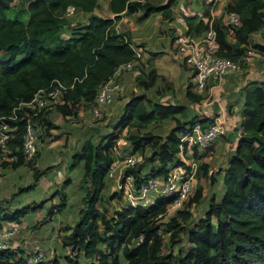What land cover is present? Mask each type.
<instances>
[{
  "label": "trees",
  "instance_id": "1",
  "mask_svg": "<svg viewBox=\"0 0 264 264\" xmlns=\"http://www.w3.org/2000/svg\"><path fill=\"white\" fill-rule=\"evenodd\" d=\"M178 2L0 0V119L15 127L5 151L14 160L2 163L4 167L15 169L26 163L33 180L38 181L53 167L40 168L35 161L41 153L40 142L60 137L52 134L60 127L58 115L71 120L82 111L93 118L90 107L99 84L111 78L122 88L127 80L132 83L128 92L119 96L122 107L107 130L103 132L99 126L107 117L105 112L96 119L93 130L77 140L67 162L70 169L81 171L73 189L81 192L82 205L73 224L64 228L68 231L60 234L62 256L55 254L36 264H264V79L254 80V87L241 90V105L235 114L234 104L228 105L230 132L221 138L229 140L227 167L211 169L209 162L201 161L205 154L197 148L181 149V137L191 126L197 122L206 125L216 118V113L198 111V105L211 98V85L197 89L194 82L188 81L183 93L185 102L173 103V85L157 72L151 60L136 57L137 47L144 46L132 41L129 21L121 24V31L116 29L125 16L140 14L146 18L162 13L170 18ZM213 2L203 0L201 13L197 10L182 15L187 33L203 36L212 23L220 56L244 66L253 48L263 61L264 42L255 35L264 37V0H225L214 17ZM68 6L84 13V21L70 26L73 18L66 15ZM230 12L241 21L232 34L222 20ZM128 62H133V67L115 77L117 68ZM124 72L128 74L126 82L121 78ZM54 80L68 86L56 103L49 101L47 108L36 115H30L33 111L27 107H19ZM29 116L37 129L38 149L28 161L23 153V134ZM171 121L166 133L156 130V126ZM121 137L130 153L141 154V160L127 168L137 184L151 177L166 178L184 165L181 151L190 161L200 159L199 171L210 184L202 215L196 219L193 215V208L206 199L202 187H197L181 208L173 210L164 230L160 215L166 214L173 198L157 197L148 206H132L124 201L122 191L116 190L114 180L108 177ZM73 181V177H67L63 181L67 190L59 187L51 197L36 204L11 208L0 201V222L20 225L30 212L45 205L40 224L52 220L69 205ZM29 189L19 188L4 202L11 203L21 191ZM53 197L58 200L50 203ZM116 197L124 202L109 210L106 204ZM160 230L169 233L167 251ZM183 237L185 249L179 246ZM67 251L81 252L83 259H74ZM24 252L19 247L0 249V264H28Z\"/></svg>",
  "mask_w": 264,
  "mask_h": 264
},
{
  "label": "built area",
  "instance_id": "2",
  "mask_svg": "<svg viewBox=\"0 0 264 264\" xmlns=\"http://www.w3.org/2000/svg\"><path fill=\"white\" fill-rule=\"evenodd\" d=\"M78 12L74 6H68L66 15L70 16ZM216 14L217 12L213 13L212 11L213 17ZM222 20L230 34L234 32L235 27L241 24L239 16L232 12L224 14ZM178 21L184 24L185 30L174 35L172 39L173 46L181 55L186 66L195 72L194 84L197 89L204 88L211 78L221 79L242 70V65L239 62L220 56L217 53V32L212 23L203 36L195 37L187 33L183 16H179ZM136 57H141L139 51H136ZM133 65V62L121 65L117 68L114 76L116 77L121 72L131 69ZM67 88L68 86L59 80H54L47 88L39 89L29 102L21 103L19 107H27L33 111L30 115H36L47 108L49 101L56 103L58 96L62 95ZM121 91L122 84L114 81L113 78L99 84V90L90 107L93 117L101 118L108 111L116 94ZM14 128L0 119V157L3 155L9 162L14 160V157L8 156L5 151L8 150V140L12 137ZM226 131V125L218 118L206 125L197 122L182 135L181 149L188 147L206 150L218 142L226 134ZM37 149L38 133L29 116L23 134L25 159L33 158ZM116 155L117 157L108 169V176L111 178L116 177L117 187L118 190L122 191L124 201L132 206H148L153 204L157 197L173 198L166 214L160 215L161 220L164 216L171 215L174 209L181 208L188 197L193 195L196 190L194 183L195 171L188 169L187 166L173 171L166 178L151 177L146 182L137 184L135 176L127 172V168L136 164L138 160L136 154L129 153L125 155L122 162L119 158L121 154ZM19 233V224L0 222V249H15L13 240ZM160 233L162 236L164 235L162 230H160ZM138 240L140 242L142 237ZM24 251V259L28 264H36L46 257L45 252L39 248H28Z\"/></svg>",
  "mask_w": 264,
  "mask_h": 264
},
{
  "label": "rangeland",
  "instance_id": "3",
  "mask_svg": "<svg viewBox=\"0 0 264 264\" xmlns=\"http://www.w3.org/2000/svg\"><path fill=\"white\" fill-rule=\"evenodd\" d=\"M215 3L214 7L216 6V8H213V13H216L219 11V9L222 8V6L225 3V0H213ZM203 0H179L178 5L176 6V8H179L178 12H181L180 15L184 14H192L193 12L197 11L196 7L198 6V10L201 13L204 10V7L202 5ZM175 8V9H176ZM177 12V11H175ZM158 13H154L151 15V17L144 23L139 25L135 30L136 32H138L141 35H148L150 34L152 31H157V34L159 35V33L162 35V37H158V39L156 41H154L153 39H147L146 41L148 43V45L151 48L154 49H158L159 48V41H162L163 43H166L168 41V37L166 35L163 34V30L166 29L167 24L169 25L170 23L172 24H176V22L174 23L173 19L170 18V20L173 21H169L166 23V26L164 23H158L154 28L152 26V22L155 24V17L159 16L156 15ZM156 15V16H155ZM72 16V21L70 22V26H73L74 24L78 23V22H83L85 19V14L80 12V13H75L70 15ZM144 20V18L142 16H135L134 19H131L129 21V28L131 27V21L134 23H136L138 20ZM126 21V20H125ZM124 21H122L123 23ZM121 23V24H122ZM80 24V23H78ZM136 32L132 31V39L135 43H138V41L135 38V34ZM230 34V33H229ZM255 39L259 40L260 42H264V37L262 34H257L255 35ZM173 43V40H172ZM249 46L251 47L252 44L250 43ZM3 55V54H2ZM5 56V54L3 55ZM172 56V55H170ZM166 57H168L166 55ZM171 58V57H169ZM182 62L179 63H184L183 60L181 59ZM183 65V64H182ZM192 79V78H191ZM257 79H264V60L261 61V56L254 52L253 48H250V50L248 51V56H247V63L246 65L242 66V70L238 73H235L233 75L222 77L221 79H217V83L220 82H224V92L222 95H220V97L216 98L218 100H213L211 102L207 100H204L201 102V105L199 106L200 111H209L213 108H216L215 106H217L216 104H218L219 102H221V97H226L225 95H228V97L230 96H236L235 95V91H237L236 86H238V89H247V88H251L254 87V80ZM216 79L211 78L208 83H212L213 81H215ZM193 81V80H192ZM164 83V82H163ZM216 83V82H215ZM186 87V86H185ZM134 90H137L136 87H134ZM211 91V90H210ZM212 92V91H211ZM180 95L181 90H180ZM215 92L211 95V98L217 97L216 95L214 96ZM210 98V99H211ZM122 99V98H121ZM121 109V108H120ZM117 113V112H116ZM115 113V114H116ZM56 113H53V115H55ZM112 115L110 117V115H107V117L105 118V121L100 123L99 122V126H103L102 127V131L105 132L107 130V126L110 124V122L112 121V119L116 116V115ZM118 115V114H117ZM57 116V115H56ZM110 117V118H109ZM97 118H88L86 116V113L84 112V115L79 113L77 117L72 118L71 120H64L61 116L58 115V117L56 118V121L59 124V128L56 131H53V135L55 134H59L60 137L58 139L52 140L50 139L47 142H40L39 143V148H40V152L41 155H47L44 154V152L46 150H48V147H53V149L51 150V154L53 155V157H56L55 161H53V159L51 160H46L47 157H40L38 159H36V166L43 168L45 166H49L51 165L52 162H54V166L49 170V173L47 176H50V180L45 179L46 176H44L43 179H41L40 183L38 184V186L40 188H42L41 190L45 191L46 188H48V184H50L53 187V184H58V182L60 183L58 186L60 187H65L63 184L64 179H66L67 177H73V179H76V182H78V178L79 174H80V169L77 168L75 170H72L68 167L69 163L66 162V159L69 160L70 155L73 153L74 147L77 143V140L81 137H83V135H86L89 130H93L92 127H94ZM85 121H88L89 123H87L86 127H82L85 124ZM173 122L171 121L169 124H162L161 126H156V130L161 131L166 133L170 127L172 126ZM106 126V127H105ZM41 133V132H40ZM43 133V132H42ZM239 133V130L238 132ZM42 143V144H41ZM128 144L126 142V140L121 137L118 140V145L116 147L115 150V154H121L119 155L121 161L124 159V156L129 154V149L127 148L128 146L126 145ZM228 145H229V140H223L220 139L218 142H216L213 146V149H211L208 154L209 157L207 158L208 161L211 162V165L214 166L216 164H218V161L222 160V163L226 161V152L228 150ZM59 148H63V150H61L62 154V158L59 159L57 155V153H55L57 151V149ZM213 151V152H212ZM51 154H48L51 155ZM64 155H65V159H64ZM210 155H213V157L211 158ZM117 156V155H116ZM141 154L139 153L137 155L138 160L140 161ZM0 201L3 202V204L8 205L11 208H15V207H19V206H28L29 204H36V202H40L41 200H43L44 198H49V195L51 193H53V188L52 189H48V193H42V191L35 190V186H36V181L33 180L32 178V170H30V167L28 166V164H23V166L21 168H19V170H14L10 167H4L2 165V163H4L5 161H8L3 155H1L0 157ZM32 159V158H31ZM31 159H27L28 161ZM64 159V161H63ZM13 161V160H10ZM52 161V162H51ZM66 164L65 167H63ZM61 166V167H60ZM13 170V171H12ZM53 172V173H52ZM116 178V177H115ZM202 178V177H201ZM117 179L115 181V186H117ZM203 186V191L206 194L205 198L199 205L195 206L193 208V215H194V219L200 217L204 211V207H205V203L208 200V190H209V182H202ZM30 187L29 191H21V194L17 197V199H15L14 201H12L11 203L9 202H4V200H7L9 198H11V195L16 192L19 188H27ZM57 188V187H56ZM68 187L65 188V190H67ZM71 190L73 188H70ZM116 190H118V187L115 188ZM52 190V191H50ZM75 190V189H74ZM41 192V193H40ZM112 192V191H110ZM74 198L73 200L70 202V206L66 209H64L63 211H58L56 216H55V220H50V222H45V223H41L43 218L45 217V211L44 209H37L34 212H30L29 216H26L23 220V223L20 225V233L22 234V230L25 231V237L31 239V241L33 243H45V247L49 248V250H51L50 245L53 243L52 249L54 252L57 251V253H55L56 255H60L62 256V251L58 250V246L56 245V242H60V234L62 233H66L68 230H65L64 228L68 229V225H72L73 221L76 218L77 215V211L78 208L82 205L81 200H80V196H81V192L79 190H75L74 194H73ZM71 198V197H70ZM58 200V197L56 198H52L50 203H53V201ZM70 200V199H69ZM68 200V201H69ZM124 202L122 200H120L119 198H113L110 200L109 203H107V207L109 208V210H113L115 208H118L120 206V204ZM47 205H45L44 207H46ZM170 216V215H169ZM169 216H164L162 218V230H164L165 226L164 224L169 220ZM164 250L167 251L169 249L168 247V241H169V233L164 231ZM47 244V245H46ZM60 244H62V241L60 242ZM57 246V247H56ZM179 246H181L183 249H185L187 247V243H186V239L183 237L179 243ZM175 247L176 249L179 247ZM31 248V247H30ZM32 248H37V246L32 247ZM43 250V249H42ZM67 253L70 254V256H72L74 259H80L82 258V253L81 252H70L67 251ZM54 254V255H55ZM62 258V257H61ZM83 259V258H82Z\"/></svg>",
  "mask_w": 264,
  "mask_h": 264
},
{
  "label": "crops",
  "instance_id": "4",
  "mask_svg": "<svg viewBox=\"0 0 264 264\" xmlns=\"http://www.w3.org/2000/svg\"><path fill=\"white\" fill-rule=\"evenodd\" d=\"M176 8V7H175ZM173 8L172 9V16L170 17L171 19H173V20H170V18H165L163 15H162V13H158V14H156V15H159V16H157V17H155V24L152 22V26H153V28L158 24V23H164L165 24V26H166V23L167 22H169V21H173L174 23L176 22V24H172V23H170L169 25L167 24V26H166V29H164L163 30V34L164 35H166L167 37H168V41L166 42V43H163L162 41H159L158 43V45H159V48L158 49H154V48H151L149 45H148V43H147V41H146V38L147 39H153L154 41H156L157 39H158V37H162V35L159 33V35L157 34V31H152L150 34H146V35H141V34H139L138 32H136V28L139 26V25H141V24H144L150 17H151V15L149 16V17H146V18H144V20H138L136 23H134L133 24V20L131 21V28H130V31H131V33H132V31L133 32H136V34H135V38H136V40L138 41V43H135L134 41H133V39H132V41L136 44V46L137 45H142L143 44V46L144 47H142V48H139V47H137V51H139V53L141 54V58H143V60L144 61H147V60H151V62L153 63V65L155 66V68L157 69V72L160 74V75H162L165 79H166V81H168V82H170L172 85H173V87H174V90H175V96L174 97H172V102L174 103V102H185V98H184V95H183V93H184V89H185V86H186V84L188 83V81H192V82H194V78H193V70L192 69H190L189 67H187L184 63H179V60H180V62H182L181 61V59H182V57H181V55L178 53V51H177V49H175L174 48V46H173V43H172V39H173V37H174V35L177 33V32H179V31H182V30H185V26H184V24H182V23H180L179 21H178V17L179 16H182V15H180V13L181 12H178L179 11V8ZM196 10H198V6L196 7ZM175 11H177V12H175ZM182 14V13H181ZM184 14V13H183ZM140 16V14H135V15H132V16H125V17H122V19L120 20V21H118L117 22V25H116V29H117V31H121V23H122V21H125V20H128V21H130L131 19H134V17L135 16ZM155 15V16H156ZM166 55L168 56V57H166ZM170 55H172V56H170ZM169 57H171V58H169ZM121 78L123 79V81L124 82H126V80H127V78H128V74L127 73H123L122 75H121ZM192 78V79H191ZM216 82V83H215ZM210 85H211V95H212V93H214L215 92V94H214V96L216 95L217 97H214V98H211V99H208V101L209 102H211V101H213V100H218V99H216V98H218V97H220V95H222L223 94V92H224V90L223 89H225L224 88V82L222 81V82H220V83H217V79L215 80V81H213L212 83L210 82L209 83ZM132 85V83L130 84L129 82H128V80H127V84L126 85H123V88H122V91L120 92V93H118V94H116V96H115V100H114V102H113V104L109 107V110L107 111V115H110V117L112 116V115H114L116 112V114L115 115H117L118 113H119V111H120V108L122 107V103H123V100L121 99V98H119V96H123L125 93H127L128 92V88H129V86H131ZM133 89H135V88H133ZM236 89H237V91H235V95L236 96H230V97H228V95H225V96H227V98L226 97H221V102H219L218 104H216L217 106H215L216 108H214V110H213V108L211 109V110H209V111H200V109L198 110L199 112H202V113H208V114H210V115H215V113H216V118H218V120H221V121H223V123H224V125H226V136H229V132H230V130H229V128H230V123H231V120H228V118H232L231 116H229V114H228V110H229V108H228V105H233L234 104V109H233V113L235 114L236 113V111H238L239 109H240V105H241V99H240V92H241V90H243V89H238V86H236ZM180 90H181V95H180ZM134 91H136V90H134ZM222 101H224V102H222ZM201 105V104H200ZM200 105H198V108H199V106ZM197 111V112H198ZM81 114H83L84 115V112H80ZM109 117V118H110ZM87 123H89L88 121H85V124H87ZM103 127V126H102ZM239 130H241V129H239ZM238 132V131H237ZM241 132V131H240ZM240 132L239 133H237V135H239L240 134ZM48 150H46L45 152H44V154H47V155H41V153H40V155H41V157H47L46 158V160H51V159H53V161H55L56 159V157H53V155L51 154L52 152H51V150L50 149H53V147H48L47 148ZM61 150H63V148H59V149H57V151L55 152V153H57V155L56 156H58L59 157V159H61L62 158V154H64V153H61ZM210 151V150H209ZM198 152L200 153V154H205V156H204V158H202L201 159V161L202 160H205V161H207V162H209V164H210V167H211V169H218V168H226L227 167V156H226V161L225 162H223L222 163V160L220 161H218V164H216V165H214V166H212L211 165V162L210 161H208L207 160V158L209 157V154H208V152L207 151H205V150H200V149H198ZM213 152V151H212ZM48 154H51V155H49L48 156ZM40 156H38V158H39ZM210 157L212 158L213 157V155H210ZM37 158V159H38ZM66 157H65V155H64V159H65ZM181 158H182V160H183V162H184V165H182V166H180V167H177L175 170H177V169H179V168H183V167H186L187 166V168L188 169H191L192 171H195V176H194V183H195V189L197 188V187H202L203 188V184H202V182L204 181H206V182H209V181H207L203 176H202V174H201V172L199 171V163H200V159H196V160H193V161H190V160H188V158L184 155V152L182 153V151H181ZM64 159H63V161H64ZM68 160L66 159V162H67ZM52 162V161H51ZM68 163V162H67ZM51 165H55L54 164V162H52L51 163ZM23 165H21V166H19V167H17V168H15L14 170H19V168H21ZM66 166V164L63 166V167H65ZM61 167V166H60ZM53 169V168H52ZM31 170V169H30ZM174 170V171H175ZM13 171V170H12ZM49 173H51V172H48L47 173V175L49 174ZM53 173V172H52ZM46 174L44 175V176H46L45 177V179H47V180H50L51 178H50V176H47ZM44 176H42V177H40V179L38 180V181H36L37 183H36V186H35V190H40V191H42V193H43V195H44V193H48V189H57V188H59L60 186H58L60 183L58 182V184H56V182H55V184H53V187L50 185V184H48L47 186H48V188H46L45 189V191H43V190H41L42 188H40L39 186H38V184L41 182L40 180L41 179H43L44 178ZM109 177V176H108ZM202 177V178H201ZM33 178V177H32ZM78 179H79V177H77ZM109 178H111V177H109ZM112 180H114V182L116 181V179L115 178H111ZM78 184V182H76V179H74V181L71 183V185H72V188H74L73 186H75L76 187V185ZM210 185V184H209ZM57 187V188H56ZM115 187H117V186H115ZM65 188H66V186H65ZM219 188H220V186H219ZM54 190H53V192H54ZM75 190H79L78 188H76ZM74 189H73V194H74V191H75ZM50 191H52V190H50ZM41 193V192H40ZM73 194H72V196H71V198H70V200L68 201V206H67V208L70 206V202L73 200V198H74V196H73ZM205 194V193H204ZM208 194H209V190H208ZM52 196V193L49 195V197H51ZM205 196H206V194H205ZM55 198V197H54ZM57 198V197H56ZM57 201V200H56ZM55 200L53 201V202H56ZM66 208V209H67ZM41 209H44V207L43 208H40V210ZM53 220H55V218H53L52 219V221ZM48 222V221H47ZM50 222V221H49ZM23 223V222H22ZM21 223V224H22ZM20 224V225H21ZM25 231H23L22 230V234H18V236L13 240V243H14V246L16 247V248H23V249H28V248H32V247H35V246H37V248H39V249H43V251L45 252V254H48V255H50V256H53L55 253H57V251L56 252H54L53 251V249H52V246H53V243L54 242H52V244L50 245V248H51V250H49V248H47V247H45V243H42V244H39V243H33L32 241H31V239H29V238H26L25 236ZM59 241H60V239H59ZM61 242V241H60ZM60 242H56V245L58 246V250H60V248L62 247H60ZM47 245V244H46ZM56 246V247H57ZM60 247V248H59Z\"/></svg>",
  "mask_w": 264,
  "mask_h": 264
},
{
  "label": "clouds",
  "instance_id": "5",
  "mask_svg": "<svg viewBox=\"0 0 264 264\" xmlns=\"http://www.w3.org/2000/svg\"><path fill=\"white\" fill-rule=\"evenodd\" d=\"M6 162H9V161H6ZM10 162H11V161H10ZM23 250H25V249H23ZM41 250H42V249H41ZM49 256H50V255L46 254V257H49ZM46 257H45V258H46Z\"/></svg>",
  "mask_w": 264,
  "mask_h": 264
}]
</instances>
